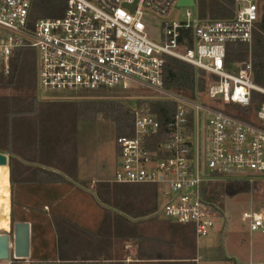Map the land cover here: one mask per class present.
<instances>
[{"label": "built area", "instance_id": "1", "mask_svg": "<svg viewBox=\"0 0 264 264\" xmlns=\"http://www.w3.org/2000/svg\"><path fill=\"white\" fill-rule=\"evenodd\" d=\"M178 1L67 0L63 16L32 21V0H0V77L27 48L36 55L39 91L65 93L50 98L79 89L131 90L132 130L116 139L114 180L156 185L164 215L206 236L220 212L205 199L204 185L264 176V101L247 109L264 86L253 79L251 54L228 60L230 44L251 47L259 6L235 0L234 15L218 19L185 6L180 20L170 17ZM152 15L162 17L157 40L144 21ZM167 56L204 71V90L167 87ZM243 218L264 232V210L252 207Z\"/></svg>", "mask_w": 264, "mask_h": 264}, {"label": "crops", "instance_id": "2", "mask_svg": "<svg viewBox=\"0 0 264 264\" xmlns=\"http://www.w3.org/2000/svg\"><path fill=\"white\" fill-rule=\"evenodd\" d=\"M41 127L47 130L40 138L41 146L29 143L16 147L13 154L4 152L9 159L14 157V161L0 165V230L9 231L11 216L15 219L13 241L7 254L12 250L14 257L26 260L24 264L188 261L189 258L178 253L177 244L182 238L179 235L174 237L171 228L165 227L163 235L137 230V226L155 221L149 211L123 219L128 228L126 231L124 225L119 228L117 220L108 216V209L96 195L98 189L108 183L101 163L86 160L74 134L53 136L49 131L52 124L49 128L45 124ZM54 128L61 134L64 131L59 126ZM15 206L19 209L16 215ZM60 219L68 233L70 224L90 233L84 239L70 233L63 242L59 241ZM168 221L164 226L170 224ZM100 229L104 230L103 234L99 233ZM45 232L54 239L50 246H40V236L43 237ZM20 235L23 249L18 245ZM49 249L51 256L42 257Z\"/></svg>", "mask_w": 264, "mask_h": 264}, {"label": "rangeland", "instance_id": "3", "mask_svg": "<svg viewBox=\"0 0 264 264\" xmlns=\"http://www.w3.org/2000/svg\"><path fill=\"white\" fill-rule=\"evenodd\" d=\"M262 5L263 3H258L260 12L262 11ZM175 9H177V11L170 13V17H175L180 20L186 19L187 8L185 6L176 5ZM144 21L147 25L148 34L157 40L160 35L162 17L152 15L146 17ZM248 51V55L251 54L252 56V45L251 47L248 46ZM33 60L34 64L36 65L35 52ZM31 75L33 76V71L31 72ZM22 77L23 78L20 79L22 81L18 82L14 86H0V110H3L2 99L8 97H10L12 102H14L15 107H19L18 105L20 98L30 99L36 95L38 99L41 100L52 99L50 97L53 95L65 94L61 91L55 90L39 91L37 86L34 88V78L31 81V86H28V75L24 74ZM130 95H132L131 90L99 89L88 91L85 89H79L68 92L66 98L82 100L117 99L120 100V104L123 105V107L127 108L130 106ZM40 106L46 109L45 111L48 112L47 116L51 122L64 130L63 133L72 136L75 135V137L78 139L77 143L80 144V148L82 150L81 152L86 160L92 163H101L105 171V177L108 179V190L110 195L107 196V199H101L98 195V192L96 194V190L95 194L98 197V201L108 209V216H111L114 218V220H117V225L119 228H122L124 225L123 230L126 231L128 228L126 223L123 224V219L135 217L144 209L150 208L153 204L154 197L149 195L151 191H149L144 185L118 183L114 180L117 165L120 160L116 146V139L120 134H118L114 120L111 118H106L103 115L96 117H82L79 115L75 103L72 101L42 100ZM50 132L51 134L56 135L54 131ZM59 135L62 134L59 133ZM104 186L105 184L103 187ZM158 195V208L149 210L150 215L152 214V218L155 219V221L149 223L146 222L143 225H139L137 226V230L140 232L149 231L154 233V235H163L165 227L167 229L171 228L174 237L179 235L182 238V240L178 241L177 244L178 253H181L180 256L187 257L189 259L187 262H178L177 260H172L169 262L158 261L154 264L264 263V232L261 230H251L249 221L243 218V212L249 210L252 207L258 210H264V176L249 181L248 187L246 184H244L236 188L233 192L223 194L220 204L222 207L220 208V213L219 215H215L213 217L214 225L209 234L206 236H196L191 225L178 224L176 222H172L171 220L168 221L169 219L161 210L164 197L160 193ZM132 209L134 210L133 212L131 211ZM18 210L19 209L17 206H15V215ZM223 217H225V219ZM112 218H110L109 224H111ZM167 221L170 224H168V226H164ZM13 222H15V219ZM13 222L11 221L9 231L0 230V237L6 242L7 248L13 241ZM69 227L71 231L68 233V231L64 230L63 222L60 219V222L58 223L59 241H64V239L68 237L70 233H73L72 236L74 235L78 238L82 236L80 239H84L86 234L90 233L87 231V229H82L77 225L70 224ZM99 233L103 234L104 230L100 229ZM48 235L49 233L47 234V232H45L43 237L40 236V246L43 244L46 246L53 244L54 239H50V236ZM50 251L51 250L49 249V251L46 252V254H44L42 257H50ZM25 261V259L14 257L12 250H10V253L7 254V257H3V254L0 253V264H24ZM36 264L70 263L51 262Z\"/></svg>", "mask_w": 264, "mask_h": 264}, {"label": "trees", "instance_id": "4", "mask_svg": "<svg viewBox=\"0 0 264 264\" xmlns=\"http://www.w3.org/2000/svg\"><path fill=\"white\" fill-rule=\"evenodd\" d=\"M263 3L262 11L259 10V18L255 24L252 43V60H253V79L264 86V0H257ZM197 12L200 18H230L235 13V0H196ZM67 0H32L30 18L35 21L43 17H61L65 13ZM248 46L244 43H232L228 46V60H240L248 57ZM34 51L31 49L19 50L17 57L13 63L12 70L8 75L0 77V86L11 87L22 81V75L27 74V85L31 86L34 78V88L36 83V65L34 64ZM32 66V67H31ZM33 71V76L31 72ZM205 73L197 70L193 65L176 59L171 56L166 57L165 64V84L169 88L183 90L186 93L195 89L196 86L202 91L205 88ZM72 101L75 103L79 115L82 117H96L103 115L111 118L116 124L118 134H130L132 130L131 107H123L120 100L117 99H73V98H54V99H38L36 95L32 98H20L19 107H15L11 98L2 99L3 110H0V151L14 153L20 145L26 146L31 143L35 146H41L40 138L43 132H47L41 126H51L50 131H54L56 135L60 132L55 130L57 127L51 122L41 101ZM264 101V95L254 92L252 101L248 110L257 108ZM1 107V106H0ZM45 118V119H44ZM64 133L62 132V135ZM66 134V133H65ZM54 136V135H53ZM14 161L11 156L10 162ZM249 180L226 179L217 182H210L204 185L203 195L205 199L211 202L213 207L220 206L223 194L233 192L239 186L246 184L248 187ZM143 185V184H136ZM151 191L149 195L154 197L153 204L150 208L141 211L140 214L157 209L159 206L157 197L158 187L156 185H144ZM108 183L98 189V195L101 199H107L110 195ZM131 211H134L133 209ZM14 221L12 217V222ZM194 232V230H193ZM233 260V259H232ZM195 264V263H189Z\"/></svg>", "mask_w": 264, "mask_h": 264}, {"label": "water", "instance_id": "5", "mask_svg": "<svg viewBox=\"0 0 264 264\" xmlns=\"http://www.w3.org/2000/svg\"><path fill=\"white\" fill-rule=\"evenodd\" d=\"M177 5L178 6H195L196 1L195 0H179ZM9 160H10L9 155L0 151V165H8ZM19 242H20V244H18L19 247H21V249H23L24 242H23L21 235L19 238ZM0 253L3 254V257H7V244L4 241V239L1 237H0ZM19 255H23V254H19Z\"/></svg>", "mask_w": 264, "mask_h": 264}]
</instances>
